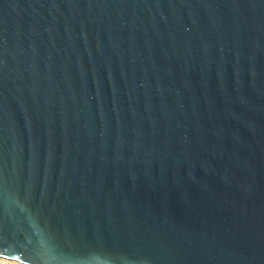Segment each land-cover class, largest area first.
Here are the masks:
<instances>
[{
    "label": "water",
    "instance_id": "obj_1",
    "mask_svg": "<svg viewBox=\"0 0 264 264\" xmlns=\"http://www.w3.org/2000/svg\"><path fill=\"white\" fill-rule=\"evenodd\" d=\"M0 255L264 264V0H0Z\"/></svg>",
    "mask_w": 264,
    "mask_h": 264
},
{
    "label": "bare ground",
    "instance_id": "obj_2",
    "mask_svg": "<svg viewBox=\"0 0 264 264\" xmlns=\"http://www.w3.org/2000/svg\"><path fill=\"white\" fill-rule=\"evenodd\" d=\"M0 264H29V263L19 261L15 258H9L0 255Z\"/></svg>",
    "mask_w": 264,
    "mask_h": 264
}]
</instances>
